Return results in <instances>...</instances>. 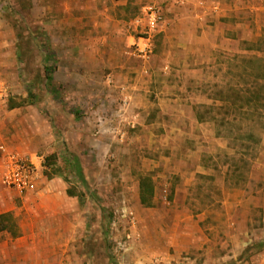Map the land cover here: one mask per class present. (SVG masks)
I'll list each match as a JSON object with an SVG mask.
<instances>
[{
  "label": "rangeland",
  "instance_id": "374dc122",
  "mask_svg": "<svg viewBox=\"0 0 264 264\" xmlns=\"http://www.w3.org/2000/svg\"><path fill=\"white\" fill-rule=\"evenodd\" d=\"M220 1L0 0V211L13 208L28 232L76 231L52 263L264 264V0ZM106 2L118 3L131 35L113 54L120 77L102 59L107 43L86 46L105 31L87 24L56 32L72 10ZM149 7L162 12L155 30L147 25ZM175 23L181 41L166 38ZM190 111L201 129L186 128ZM12 153L37 173L34 191L3 183ZM150 159L157 170H179L167 179L175 184L188 167L203 171L190 209L220 214L213 224L204 219L201 240H210L202 249L186 253L180 191L158 189L156 204L138 203L134 181L153 166ZM61 185L82 193L83 203ZM230 189L240 191L239 203L227 218ZM175 252L180 257L169 261Z\"/></svg>",
  "mask_w": 264,
  "mask_h": 264
},
{
  "label": "crops",
  "instance_id": "0c3cea01",
  "mask_svg": "<svg viewBox=\"0 0 264 264\" xmlns=\"http://www.w3.org/2000/svg\"><path fill=\"white\" fill-rule=\"evenodd\" d=\"M214 2L217 4V6H221V1L220 0H214ZM118 3L115 2L114 4L107 6V2L105 5L102 7L98 6L97 4L89 6L86 4L85 7L89 8V10H72L70 12L68 18L66 20L68 21V24L66 26H61L62 21L65 19H60L58 20V28L56 29V32L61 33L63 31L66 32H73L75 30L84 28L85 25L91 24L92 27H95V30H101L105 31L104 35H101L99 38H91V40L86 41V46L95 49H98L101 47H105L106 43L109 46L110 52H108V56L106 57L107 60L103 57H105V54H102V59L104 62H106L108 69L112 68L113 72L117 71L115 75H120V61H115L117 64L115 65L113 59L114 56L113 54L115 52H118L120 50V40L125 41L129 40L131 35L127 34V30L124 26V20L120 17H118L115 6ZM85 8V9H87ZM81 16V17H80ZM90 20H85V18H89ZM65 20V21H66ZM57 21V20H56ZM177 24V23H175ZM182 27L180 25H174L170 26L169 29H164L166 38H167V33L170 34V36L175 37L174 40H183V36L179 34L181 32ZM62 29V30H61ZM181 29V30H180ZM183 31V30H182ZM118 41V43H116ZM108 50V51H109ZM105 53V52H104ZM71 59H76L77 61L80 59V57H70L69 61ZM75 60V61H76ZM87 62V61H86ZM88 63V62H87ZM118 68V69H117ZM59 72H63L67 74L69 70H67L63 65H60L58 67ZM68 74H71L69 72ZM120 77V76H119ZM118 77V78H119ZM188 110H191V106H187ZM188 117V126L186 128H190L189 124L192 125L193 129L195 130L196 128L201 129L203 127V122H200L197 118H195L194 114L189 113ZM196 127V128H195ZM189 135L192 137L193 131L188 132ZM188 156H191V154H188ZM150 163H153V166L151 167H146V168H140L138 171L141 169L145 171L143 174H151L150 172L154 171L155 175L151 178V186L153 188V196L152 199L150 200V204H144L142 202L141 198V192H142V178L145 177L143 174H140V176L137 178L136 181H134V189L135 187L137 188V199L138 203L142 206H147L151 207L154 204H156V191L158 189H163L167 190L168 188L171 189L172 191L174 190L176 194L181 192L183 196V200L180 202L182 207L187 208V210L182 211L183 219L182 221H185V236L187 239V242L189 244L188 246V252L189 254V249L191 247H198L197 249H202L207 243V241L210 240L208 236H205V239L202 241V234L204 232L202 228V223H204V219L206 220H211V224H213L214 220H217L219 217V211H215L214 209L210 211H202V212H193L191 208L192 204V198H190V195L192 194V190L195 189V178L198 175V173L203 172L199 167L197 168H192L188 167L186 171H183V177L181 184H175L173 181H167L169 174L171 173H176L178 174L179 170L169 172L168 169L164 168L161 170H157L156 164H154V160L150 159ZM146 169V170H145ZM127 171V170H126ZM135 171V168H129V173L128 177L133 174ZM130 174V175H129ZM143 175V176H142ZM179 175V174H178ZM57 179V178H55ZM52 179V180H55ZM157 180H159L160 183H157ZM37 185V184H36ZM51 185V182L48 184ZM37 187V186H36ZM35 187V188H36ZM53 187V186H52ZM35 188L31 191H34ZM60 192L65 194H69L67 185H61L60 187H56ZM54 190V187L51 188ZM30 192V191H28ZM224 193L226 194V191L224 190ZM240 193L239 190L236 189H230V191H227L228 196H226L223 200V204L227 208V213L228 217L231 218V209L232 207H237L238 201L237 199L234 198V195H237ZM76 196V195H73ZM79 197V196H78ZM175 202H178L177 199L174 200ZM81 202V200H80ZM82 203V202H81ZM214 201H212V205L214 206ZM58 212H61L63 210L62 208H65L64 205L58 204L56 206ZM62 207V208H60ZM13 208L7 209V210H1V213H6V212H11ZM15 217V218H14ZM62 216L59 215L58 218H61ZM46 218L41 217L40 222H44ZM36 223L39 221L38 218L35 219ZM73 223V222H72ZM74 225V224H73ZM60 226V225H59ZM75 226V225H74ZM213 226V225H212ZM58 229V228H57ZM75 229V228H74ZM208 230V228H205ZM212 229L209 234L213 232V227H210ZM53 230V231H52ZM52 230L50 231H42L36 228V230L32 229L31 232H28L26 230V226L24 223V218H20L17 220V216H13L11 223L9 222V227L4 230H0V264H54L50 259L53 261H56L59 256L64 254L67 251V244L68 240L74 239L76 231L70 232L67 234L66 232H63L60 230H55L54 227H52ZM4 233L5 239L1 240V235ZM141 244V243H140ZM66 245V247H65ZM31 252V253H30ZM19 254V256H17ZM29 254H32L33 257H31V261ZM46 255V256H45ZM180 253H173L168 255L166 258L169 261L176 260L177 258L180 257ZM192 257V256H191ZM190 257V258H191ZM189 258V257H185ZM139 262L141 261L142 257H139Z\"/></svg>",
  "mask_w": 264,
  "mask_h": 264
},
{
  "label": "built area",
  "instance_id": "2783aa9c",
  "mask_svg": "<svg viewBox=\"0 0 264 264\" xmlns=\"http://www.w3.org/2000/svg\"><path fill=\"white\" fill-rule=\"evenodd\" d=\"M175 4H183L185 0H172ZM147 13V25L150 30H155L162 19L160 9L149 7ZM147 44L141 49L147 51ZM37 173L31 164L18 154H8L3 162V183L20 194L31 191L36 187Z\"/></svg>",
  "mask_w": 264,
  "mask_h": 264
},
{
  "label": "trees",
  "instance_id": "16d2710c",
  "mask_svg": "<svg viewBox=\"0 0 264 264\" xmlns=\"http://www.w3.org/2000/svg\"><path fill=\"white\" fill-rule=\"evenodd\" d=\"M77 169L79 170V172L81 173V168L79 167V165L77 164ZM48 176H50V174H48ZM151 178L150 176H145L142 178V202L144 204H150V200L152 199L153 196V188L151 186ZM68 192L70 195H77L80 197L81 202L83 203L84 198H83V194H78L75 190H73L71 187L68 188ZM12 220V215L10 212H6V213H1L0 214V230H4L7 229L9 227V222L11 223ZM260 245L264 246V241L260 242Z\"/></svg>",
  "mask_w": 264,
  "mask_h": 264
}]
</instances>
